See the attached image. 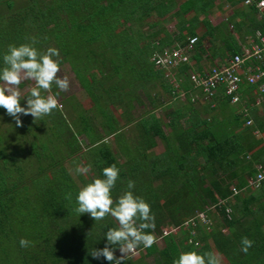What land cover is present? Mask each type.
<instances>
[{"label":"trees","instance_id":"16d2710c","mask_svg":"<svg viewBox=\"0 0 264 264\" xmlns=\"http://www.w3.org/2000/svg\"><path fill=\"white\" fill-rule=\"evenodd\" d=\"M216 2L0 0V69L9 45L35 38L40 51L59 50L60 67H69L90 100L87 109L72 106V122L56 109L38 124L32 121L34 126L12 121V139L0 130V264H112L90 253L105 247V233L118 226L115 219L95 222L74 211L79 190L112 164L120 169L114 200L135 181L134 194L156 218L155 230L148 231L162 241L160 248L141 246L137 251L144 253L124 264H173L189 251L220 253L223 264H264V181L257 189L248 184L255 166L264 164V96L257 105L248 98L255 106L244 117L223 90L204 100L189 76L224 65L225 54L241 53L232 35L208 19ZM239 17L250 21L251 32H264L263 21L247 13ZM170 22L173 32L166 28ZM191 37L197 38L194 62L207 55L222 63L199 72L184 63L168 76L155 67L153 55L185 46ZM255 90L243 85L240 93ZM179 95L184 104L174 102ZM197 102L204 103L201 110ZM3 117L11 118L0 108ZM158 142L164 150L157 155ZM67 161L74 169H91L73 176ZM201 212L209 225L199 222ZM169 226L178 232L161 236ZM245 236L254 242L247 254L240 250ZM22 238L28 247H21Z\"/></svg>","mask_w":264,"mask_h":264},{"label":"clouds","instance_id":"9594fccd","mask_svg":"<svg viewBox=\"0 0 264 264\" xmlns=\"http://www.w3.org/2000/svg\"><path fill=\"white\" fill-rule=\"evenodd\" d=\"M36 44L37 40L32 38L30 43L9 45L3 56L4 67L0 69V108L5 109L7 115L15 120L16 127L23 126L22 115H31L37 121L60 107L57 95L51 94L53 85L60 91H68L70 88L68 76L58 75L61 71L59 50L49 47L42 52ZM24 81L34 82L26 97L22 96L20 90ZM25 98L26 107L21 105ZM90 169L91 165H77L75 172L87 175ZM119 173L120 169L116 164L103 168L102 178H95L79 190L74 209L80 216L90 214L95 222L107 216L115 219L118 226L109 228L105 233V247L94 248L90 253L94 259L103 257L112 264H124L129 255L134 254L141 246L150 248L156 243L155 236L148 231L155 230V215L150 204L143 197L134 194L135 181L129 180L128 190L114 200L112 190L119 179ZM66 199L71 200L72 194L68 193ZM19 243L26 248L30 241L22 238ZM253 243L247 236L242 237L240 250L247 254ZM117 248L121 253L119 257L116 256ZM173 264H223V257L214 251H189L180 253Z\"/></svg>","mask_w":264,"mask_h":264},{"label":"built area","instance_id":"2783aa9c","mask_svg":"<svg viewBox=\"0 0 264 264\" xmlns=\"http://www.w3.org/2000/svg\"><path fill=\"white\" fill-rule=\"evenodd\" d=\"M241 6L252 8L258 17L264 23V0H235ZM227 21V20H226ZM230 28H233L229 24ZM197 42L196 37L188 38V43L185 46H177L171 49H165L161 54H155L151 60L155 63L156 68L165 70L166 76L174 70L178 65L189 63L190 54L193 51V46ZM264 32H257L255 40L251 42L250 47L242 50L240 54L229 57L225 64L220 67H213L210 70L203 71L202 74L190 72V80L194 87L204 100L211 99L218 91L230 97L231 104H237L240 101V90L243 85H251L256 87V92L261 97L264 96ZM169 71V72H168ZM198 99V96H193L192 101ZM261 99L256 100V104ZM246 117V115H244ZM250 124L251 121L246 122ZM264 159V156H263ZM257 173L255 178L248 179V184L257 189L261 182L264 181V164H257ZM233 193H236L235 188H231ZM199 222L203 225H209L210 221L202 212L197 215ZM187 223H185V226Z\"/></svg>","mask_w":264,"mask_h":264},{"label":"rangeland","instance_id":"374dc122","mask_svg":"<svg viewBox=\"0 0 264 264\" xmlns=\"http://www.w3.org/2000/svg\"><path fill=\"white\" fill-rule=\"evenodd\" d=\"M221 13H224V12H221ZM222 15H224V14H222ZM166 28L170 32L174 31L175 30L174 29L175 28L174 27V22H170L167 25ZM227 29L229 30V32L230 31L232 32V29H230L229 26L227 27ZM116 30H119V27ZM224 57L226 58L225 60H227L229 58L227 54H225ZM60 68H61V71L58 73V75L61 76V77L65 76V75L68 76V78L70 80V88H69L68 91H60L58 88H56L55 85H53L51 94L57 95V98H58V101H59V105H60V107H58V110L61 113V115L63 117H65V119H67L69 122H72L75 119V117H76V113H75L74 109H72V106L73 105H77V107H78L80 105L82 108L87 109V108L90 107V100L87 98L86 94L81 89L79 83L75 80V78H74L73 74L71 73L69 67L67 65H64V66H62ZM171 82H173V80H171ZM22 83L24 85L22 87L20 86V90L22 92V96L26 97L28 95V93H29L30 88L32 86H34V82L33 81H24ZM42 94L43 95H48V93H42ZM252 96L254 98L253 101H255L257 99H262V97L260 95H258L257 92H254V94H252ZM245 99H244V97L242 98V101H244V102H242L241 104H236V105L230 104V106L235 108V110L238 111V112L243 111V108H245L244 106H246L245 104L249 103L248 99H246V100ZM174 100H175L174 102L176 104H180V103L184 104V102H185L184 98L181 95H179V98H174ZM26 104H27V98H25L24 100L21 101V105L22 106L26 107ZM194 106L198 110H201V108H203V106H204V103H201V102L198 103L197 102V103H194ZM248 107H250V103H249ZM246 108H247V106H246ZM53 112L57 113L56 110H54ZM157 113L160 115L161 112L158 111ZM21 119L26 121V123L29 122L28 124H30V125H33V123H31L32 121L34 122V124H38V121H35L34 118L31 115H28V116H23L22 115ZM12 121H15L12 117L9 120L8 119L7 120L4 119V117H3V119L0 118V130H7L6 132H7V134H9L11 139H12V136L14 134V130L11 128ZM39 126H40V124H39ZM39 129L42 130V127L40 126ZM35 133L38 134L39 132H37V130H36ZM109 141L111 142L110 144H112V142H113L112 139H109ZM25 147H27L25 154L29 153L30 149L28 147V143L25 144ZM163 150H164L163 144L161 142H158V145L153 150V153L158 155V154L162 153ZM80 165H82V164H80ZM65 166L69 170V172L73 176H75L74 175L75 174L74 173L75 172L74 166L69 164L68 161H67V163H65ZM198 215H199V213H198ZM178 230H179L178 228H175V227H172V226L164 227L161 230V234H162L161 236L166 235L168 233H174L175 234V233L178 232ZM155 245L158 248H160L162 246V241L160 240V237H159V239L156 240ZM143 253H144V250H140V251L135 252L134 254H130L129 256L137 257L138 255L143 254ZM120 255H121V253L118 252V256H120Z\"/></svg>","mask_w":264,"mask_h":264},{"label":"crops","instance_id":"0c3cea01","mask_svg":"<svg viewBox=\"0 0 264 264\" xmlns=\"http://www.w3.org/2000/svg\"><path fill=\"white\" fill-rule=\"evenodd\" d=\"M251 9L252 8H250V7L241 6L237 2L235 5L232 6V5L226 4L223 0H217V2L215 3L214 9L211 11V13L208 16V19L213 26H219L221 29H224L225 31L227 30L228 32H229V30L227 29V27L229 26V24H231L232 26L234 25L235 26L234 28L229 27L230 29H232V32L230 31L229 33L232 35V38H233L235 44L240 48V50L242 52L243 49L250 47L251 42L253 40H255V38H256L257 32H262L261 29H259L258 27L256 30L251 32L250 21L246 18L242 19L239 17L241 14L247 13L249 17H253L256 20V23L257 22L261 23L262 20L258 17L256 12L252 11ZM221 12H224V13H221ZM222 14H224V15H222ZM200 18H202V16ZM236 25H238L240 27L238 29H236ZM171 32H173V31H171ZM206 47H208V46H206ZM221 63L222 62H221L220 58H215V59L210 60V58L207 57V55H204L198 63L194 62L190 58L188 64L191 67L190 71L199 72L202 69L203 70L210 69L212 66L220 65ZM262 66L264 69V63L262 64ZM254 92H256V90L252 91L249 95H244L243 93H241L240 94V101L237 104H241L242 102H244V101H242L243 97H244V99L245 98L248 99L249 97H253L252 94H254ZM248 102H249V99H248ZM255 102H254V104H252L250 102L249 108H251L252 106H255ZM233 105H236V104H233ZM248 105H249V103H248ZM244 107H245V108H243L244 115H248L247 112H248L249 108H248V106H247V108H246V106H244Z\"/></svg>","mask_w":264,"mask_h":264}]
</instances>
